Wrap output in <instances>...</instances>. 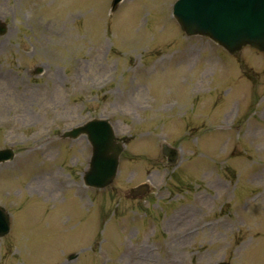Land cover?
<instances>
[{"label": "rangeland", "instance_id": "1", "mask_svg": "<svg viewBox=\"0 0 264 264\" xmlns=\"http://www.w3.org/2000/svg\"><path fill=\"white\" fill-rule=\"evenodd\" d=\"M173 1L0 0V264H264V53L186 37ZM93 117L126 143L101 190L59 138Z\"/></svg>", "mask_w": 264, "mask_h": 264}, {"label": "water", "instance_id": "2", "mask_svg": "<svg viewBox=\"0 0 264 264\" xmlns=\"http://www.w3.org/2000/svg\"><path fill=\"white\" fill-rule=\"evenodd\" d=\"M119 0H113L112 10ZM173 15L186 35H204L224 47L229 53L250 45L264 51V0H177ZM6 26L0 22V35ZM86 133L92 145L88 170L84 173L87 185L102 188L114 178L121 145L115 143L106 120L92 119L82 126L65 132L62 137H76ZM10 149L0 150V161L10 159ZM176 153L172 151L170 159ZM145 186L132 189V194ZM9 230L8 214L0 207V236ZM223 264V263H221Z\"/></svg>", "mask_w": 264, "mask_h": 264}, {"label": "bare ground", "instance_id": "3", "mask_svg": "<svg viewBox=\"0 0 264 264\" xmlns=\"http://www.w3.org/2000/svg\"><path fill=\"white\" fill-rule=\"evenodd\" d=\"M231 114H233V111H231V112H229L228 114H227V118L225 117V120L224 121H227L229 118H230V116H231ZM262 174V172H260V175Z\"/></svg>", "mask_w": 264, "mask_h": 264}]
</instances>
